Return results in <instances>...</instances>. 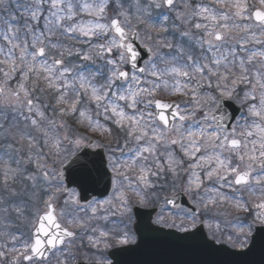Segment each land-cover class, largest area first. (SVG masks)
<instances>
[{"label": "snow or ice", "instance_id": "snow-or-ice-1", "mask_svg": "<svg viewBox=\"0 0 264 264\" xmlns=\"http://www.w3.org/2000/svg\"><path fill=\"white\" fill-rule=\"evenodd\" d=\"M137 205L264 226V0H0V264H110Z\"/></svg>", "mask_w": 264, "mask_h": 264}, {"label": "water", "instance_id": "water-1", "mask_svg": "<svg viewBox=\"0 0 264 264\" xmlns=\"http://www.w3.org/2000/svg\"><path fill=\"white\" fill-rule=\"evenodd\" d=\"M142 57L146 58V54L143 53ZM66 179L70 181L71 175H66ZM110 191L111 187L108 195ZM89 196L101 197L96 192H90ZM176 199L181 204L187 201L183 194ZM156 212L135 209L138 243L111 252L112 264H264V233L261 229H257L247 250L236 251L226 245H217L203 225L187 240L181 238L189 236L188 233L158 228L152 223Z\"/></svg>", "mask_w": 264, "mask_h": 264}, {"label": "rangeland", "instance_id": "rangeland-1", "mask_svg": "<svg viewBox=\"0 0 264 264\" xmlns=\"http://www.w3.org/2000/svg\"><path fill=\"white\" fill-rule=\"evenodd\" d=\"M164 195H169V196H171L172 193H171V192H165ZM161 202H162V201H161ZM157 207H158V206H157ZM145 208H152V207H145ZM158 208H159V207H158ZM246 216H247L246 214H241V219H242V221H245V220L247 221ZM201 219L205 221V222H204V223H205V226H206V228H207V230H208V232H209V234H210V236H211V238H212L211 230H210L209 227H208V223L211 222L210 219H209V217H201ZM218 219H219V222H220V224H221V229H222V234H218V236H219V240H220V242H218V243H225V244L231 246L232 248H234V249H238V250H241L242 248L246 247V246L241 247L239 244H237L236 246H232L231 244H229L228 242H226V236H227L228 234H233V233H234V229H235L236 227H238V225L236 224V222H235L234 220H232L231 217L227 218V220H225V218H223V217H220V218H218ZM248 222H250V221H248ZM132 224H133V219H132V222H131V224H130V229H129V231H130V234L133 236V241H132V242H134L136 239H135V237H134V235H133V232H132V229H131ZM199 224H200V223H198L197 225H199ZM256 226H258V224H257ZM256 226H254L252 232L254 231V229H255ZM222 235H223V238L221 237ZM233 238H235V235H234ZM130 243H131V242H130ZM118 245H122V244L117 243V242H113V245H112L111 247H109V248H107V249L101 248L100 252L96 253V258H98V259H102V260H104V261L107 262L108 260H107V257H106V255H105L106 252H107L108 250L112 249L113 247L118 246Z\"/></svg>", "mask_w": 264, "mask_h": 264}, {"label": "flooded vegetation", "instance_id": "flooded-vegetation-1", "mask_svg": "<svg viewBox=\"0 0 264 264\" xmlns=\"http://www.w3.org/2000/svg\"><path fill=\"white\" fill-rule=\"evenodd\" d=\"M89 151H99V150H97V149H90Z\"/></svg>", "mask_w": 264, "mask_h": 264}]
</instances>
